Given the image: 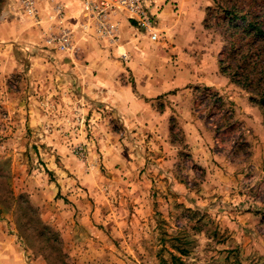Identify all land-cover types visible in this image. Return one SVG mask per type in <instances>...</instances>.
I'll return each instance as SVG.
<instances>
[{
  "label": "rangeland",
  "instance_id": "obj_1",
  "mask_svg": "<svg viewBox=\"0 0 264 264\" xmlns=\"http://www.w3.org/2000/svg\"><path fill=\"white\" fill-rule=\"evenodd\" d=\"M145 1L158 18L159 41L139 32L144 49L132 53L127 44L134 37L122 35L117 45L94 54L123 64L134 88L132 62L148 84L169 79L171 65L196 83L155 99L168 114L170 139L142 147L134 146L122 117L82 96L66 65H80L78 49L84 54V48H48L50 27L35 35L27 21L2 16L0 7V222L19 243L22 264H174L170 253L181 264H264V37L253 29L264 32V0ZM165 9L172 20L161 17ZM50 21L55 28L57 21ZM191 118L202 137L197 141L213 133L215 148L237 167L220 172L217 163L211 169L194 158L193 133L185 125ZM222 175L237 177L228 185L242 198L236 194L250 222L244 232L222 226L218 201L203 199L207 180L210 186ZM133 191L148 199V239L133 248L124 240L104 242L109 232L92 228L84 210L114 200L118 210L132 211L138 207ZM236 230L238 240L231 237ZM177 244L187 256L174 251ZM135 248L142 253H132Z\"/></svg>",
  "mask_w": 264,
  "mask_h": 264
},
{
  "label": "crops",
  "instance_id": "obj_2",
  "mask_svg": "<svg viewBox=\"0 0 264 264\" xmlns=\"http://www.w3.org/2000/svg\"><path fill=\"white\" fill-rule=\"evenodd\" d=\"M161 1L162 0H157L156 2L159 4ZM185 1L186 0H183L182 3ZM0 7L2 13H4L2 16L11 15L12 17H19L23 22L27 21L30 26L34 27V30L31 31L35 35L44 33L42 32L43 28L44 30H47L49 27L53 29L54 26L53 22L50 21L51 18L55 17L57 11H64L68 16V24L75 27V31L77 30V35L74 40V50L77 51L80 46L84 48V54L81 53L82 50L78 49L79 53L77 54V57L79 58L80 65L77 63L78 66L76 67L77 69L79 67H86V69L81 68L75 70L76 67L73 66V64L66 65V67L70 69L72 68L73 71H75L76 75L74 76V79H76L78 87H81L82 89V96L90 99L94 105L102 104L106 106V108H110L114 114L122 117L125 127L136 137L133 139L134 146L142 147V144L146 143L165 145V142L170 139L169 123L167 121L168 114L165 109L157 107L156 102L158 100L155 99H158L169 91L181 88L187 84L196 83V80H193L190 77L188 71H180L178 68H172L173 66L171 65L166 72L169 79L161 82L157 81L155 84H148L150 81L146 82L145 78H143L140 64L132 62L130 65L128 64V67L129 70L132 71V75L135 77V81L138 84L137 87L134 88L128 81L129 79L126 75L127 70L124 69L123 64L115 61H108L107 59L103 60L102 58H98V55L94 54L96 51L104 52L101 47H106L108 44L98 41L93 37L91 32L85 33L80 28L79 24H81V21L84 19L82 17L81 3L79 0H38V9L42 19L40 24L24 14L21 7V0H0ZM156 7L158 6L156 5ZM166 11L167 10L165 9L161 17L172 20L173 14L170 12V15H164ZM171 20H168L166 23L170 24L172 22ZM121 22V31L125 39H129L131 36L134 37L133 39H130V42L127 44L130 51L133 53L134 49L137 47H142V49H144L143 45L145 43L143 42L139 44L140 38L137 39L136 37L141 31H139L126 18H122ZM29 34H31L30 36L32 37V33L30 32ZM86 61H89V63ZM174 70H176L175 74ZM212 85L216 84L213 82ZM222 86L223 85L220 83L216 85L221 92L223 90L219 87ZM228 92L229 90H226L223 93L227 94ZM177 94L181 95V92H178ZM183 94L189 95V92H184ZM236 95L239 96L237 93ZM186 121L187 123L185 122V125H188L187 129L189 132L193 133L192 138L194 137L195 144L193 145L194 149L192 154L196 160L200 163H204L207 168L211 169H213L214 164L217 163L220 168L222 167L220 172L230 169L229 167H232L234 164L237 167V164L234 163L231 158L225 156L224 149L217 150L215 148L219 145L216 135L208 132L204 143L202 141V143H199L197 139L198 137L202 139V137L198 136L200 135V132H197V120L191 118ZM257 126L259 131V124H257ZM108 130L110 131V129ZM260 130L262 132V125ZM109 138H111V135H107V139ZM103 139L105 140L106 138ZM137 140H140L141 142H137ZM139 157H141V152L139 153L137 150L134 159ZM133 164L135 165L136 162L133 161ZM219 167L218 169L216 168V170L219 171ZM223 167H225V169ZM131 168H133V166H131ZM218 175H220L219 172ZM230 181H235L237 183L236 175L235 178L222 175L219 177L218 182L214 180L211 181L210 179V186L208 185L209 180H207L205 183L206 193L204 194L203 199H207V201L210 202L209 204L218 201L215 206H219L220 209L225 211V215L220 216V219L224 221L221 224L222 226L227 225L228 227H234L231 225H235L244 232L243 228L248 226L250 222H248V218L243 216V211H245L244 206L240 205L239 202H236V194L238 197H240V195L238 191L234 190V186L228 185V182ZM221 189L223 192L227 191L225 192L226 194H221ZM227 194L228 197L226 198ZM132 195V202L134 201L138 204V207H134L132 211L124 209L118 210L112 205L114 200L111 201L113 203L109 200L102 203L97 202V206L91 208L90 212H85L84 210L83 214L88 213V216L90 217L92 228H96L95 226L99 225L103 226L106 231L109 232L108 235L105 234L106 237L103 239L104 242L113 243V241L121 242L124 240L125 243L130 244L131 248H133L135 244L142 243L148 239L146 233L149 230V224L153 222L148 218V199L146 195L141 197V192L139 195H135L133 191ZM190 195L187 196V198L189 197L188 199L192 196ZM229 196H231V198H229ZM194 207L198 210L202 208L201 206H197V204H195ZM231 213L233 215L232 218H230L231 216H228ZM6 227L5 223L0 222V264H22L19 243L16 242L13 235L9 236V231ZM139 228H142L141 232L145 231V234H136V231ZM240 236L241 234L236 230L231 237L237 238ZM138 251L139 253H142L140 248H135L132 250V253Z\"/></svg>",
  "mask_w": 264,
  "mask_h": 264
},
{
  "label": "built area",
  "instance_id": "obj_3",
  "mask_svg": "<svg viewBox=\"0 0 264 264\" xmlns=\"http://www.w3.org/2000/svg\"><path fill=\"white\" fill-rule=\"evenodd\" d=\"M83 21L80 28L91 32L100 42L111 46L117 45L122 37V18H126L139 31L147 34L152 42L160 39L158 22L145 0H79ZM24 14L41 23V14L38 9V0H21ZM65 12L60 10L52 20L57 26L46 34L45 43L61 53L74 51V30L65 25Z\"/></svg>",
  "mask_w": 264,
  "mask_h": 264
},
{
  "label": "trees",
  "instance_id": "obj_4",
  "mask_svg": "<svg viewBox=\"0 0 264 264\" xmlns=\"http://www.w3.org/2000/svg\"><path fill=\"white\" fill-rule=\"evenodd\" d=\"M253 29H256V33L258 35L264 37V32L261 29H258L255 26L253 27ZM260 104L264 108V98L260 99ZM172 240L177 241L178 239L173 238ZM173 249L176 253L180 254L181 256H187L188 255V251L179 244L173 245ZM170 256H171V260L174 264H181L182 263L181 257H178L177 254L170 253Z\"/></svg>",
  "mask_w": 264,
  "mask_h": 264
}]
</instances>
